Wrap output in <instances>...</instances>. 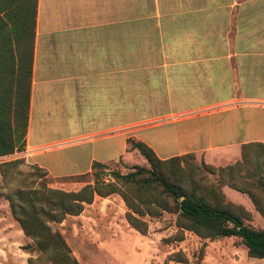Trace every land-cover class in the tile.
<instances>
[{"label": "crops", "instance_id": "crops-1", "mask_svg": "<svg viewBox=\"0 0 264 264\" xmlns=\"http://www.w3.org/2000/svg\"><path fill=\"white\" fill-rule=\"evenodd\" d=\"M127 138L213 166L264 144V0H36L25 162L80 175L135 158Z\"/></svg>", "mask_w": 264, "mask_h": 264}, {"label": "trees", "instance_id": "trees-1", "mask_svg": "<svg viewBox=\"0 0 264 264\" xmlns=\"http://www.w3.org/2000/svg\"><path fill=\"white\" fill-rule=\"evenodd\" d=\"M35 7L36 0H0V77L9 74L11 80L10 87L0 88V156L21 151L24 146ZM12 41L16 47L14 65L7 62L9 49L6 50V46ZM126 142L147 166L133 165L128 172H112L113 181L120 187L113 182L99 185L94 182L77 192L15 187L5 194L11 216L23 234L32 240L37 252L27 258V264H79L59 232L51 230L48 223L60 222L65 215L79 214L83 204L90 203L94 194L106 197L112 193H118L126 207L127 224L142 235L146 233L144 216L154 217L166 212L174 215L176 227L167 241H181L183 231L209 240L234 236L244 246L247 257L264 258V229L244 223L249 213L242 206L227 201L221 190L226 185L245 194L264 217L263 143L241 144L240 159L214 167L203 161L196 163L192 153L159 159L143 142L130 138ZM14 163L0 165L2 177L10 179L8 170ZM31 168L32 174L47 175L35 164ZM98 168H104V164L92 162L89 172L75 176H95ZM200 169L214 175L216 180H205ZM203 248L204 245L199 250L201 256ZM172 261L185 264L187 258L177 250L169 253L162 264Z\"/></svg>", "mask_w": 264, "mask_h": 264}, {"label": "rangeland", "instance_id": "rangeland-1", "mask_svg": "<svg viewBox=\"0 0 264 264\" xmlns=\"http://www.w3.org/2000/svg\"><path fill=\"white\" fill-rule=\"evenodd\" d=\"M7 49H9L7 62L14 65L16 47L13 41L6 46ZM10 82V75L3 74L0 77V88L10 87ZM10 117L12 119V115ZM66 145L65 143L61 145L65 147L53 154H64L71 158L76 155L74 164L77 168L72 165L66 171L82 169L85 160L73 152V147ZM125 159L128 161L118 159L104 164V168H98L95 176L52 177L47 174L39 177L37 174H32L34 171L31 168L32 164L25 162L19 151L0 156V165L4 162H15L11 170H8L10 179H5L6 177L0 174V264H27V258L37 254L32 247V240L23 234L18 223L11 216L5 198L6 193L15 187L35 189L41 187L62 192H77L82 186L94 182L97 185L113 182L120 187L118 182L113 181L112 172L125 173L131 170L133 165L147 166L138 153L133 159L127 155ZM195 162L200 163L197 159ZM200 175L210 182L216 180L214 175L204 169H200ZM232 192L236 194L231 196L236 200L234 204L242 206L249 213V218L243 220L244 223L264 229V217L254 209L253 205L248 210L240 204L241 198L248 197L236 190ZM53 199L56 200L54 197ZM228 200L231 202L230 199ZM125 211L126 207L118 193L106 197L94 194L90 203L83 204L79 214L65 215L60 222L48 223V225L51 230L59 232L71 255L79 264H162L169 253L177 250L187 258L185 264H264V258L247 257L244 246L234 236L209 240L201 239L190 231H183L181 241H167L174 235L176 227L174 215L166 212L154 217L144 216L146 233L142 235L127 224L124 219ZM202 245L204 248L201 256L199 250ZM170 263L182 264L174 261Z\"/></svg>", "mask_w": 264, "mask_h": 264}, {"label": "water", "instance_id": "water-1", "mask_svg": "<svg viewBox=\"0 0 264 264\" xmlns=\"http://www.w3.org/2000/svg\"><path fill=\"white\" fill-rule=\"evenodd\" d=\"M182 197H180V199H181Z\"/></svg>", "mask_w": 264, "mask_h": 264}]
</instances>
